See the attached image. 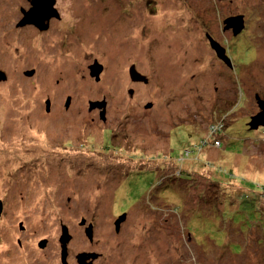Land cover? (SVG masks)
Listing matches in <instances>:
<instances>
[{
	"label": "rangeland",
	"instance_id": "rangeland-1",
	"mask_svg": "<svg viewBox=\"0 0 264 264\" xmlns=\"http://www.w3.org/2000/svg\"><path fill=\"white\" fill-rule=\"evenodd\" d=\"M7 1L0 0L7 264H61L66 226L74 235L66 247H92L106 264H264V127L249 125V115L262 112L255 92L264 96V0H81L54 35L15 28V0ZM234 14L245 25L237 44L233 28L221 32ZM209 30L230 49L232 65L210 49ZM65 33L72 42L61 44ZM97 63L98 80L89 75ZM132 67L147 82L132 81ZM18 72L19 88L10 79ZM231 89L226 110H238L240 125L227 124L226 111L209 112ZM103 100L105 119L103 109H89ZM201 189L211 190L208 202Z\"/></svg>",
	"mask_w": 264,
	"mask_h": 264
},
{
	"label": "flooded vegetation",
	"instance_id": "flooded-vegetation-1",
	"mask_svg": "<svg viewBox=\"0 0 264 264\" xmlns=\"http://www.w3.org/2000/svg\"><path fill=\"white\" fill-rule=\"evenodd\" d=\"M9 1H11V0H8L7 2H9ZM48 2H49V0H15V4L13 6H11V10L14 11V21H15V23H13L14 27L15 28H22L23 30H24V28L26 29V28L31 27L34 29L35 34L37 33V34H47L48 35L49 33H52V35H54V34L60 33L61 31L64 30L62 28L63 24L62 25H58V24L62 23L63 16L65 14L68 16V14L66 12L74 13L75 12L74 9L76 10L77 8H80L81 0H53L51 5L48 4ZM45 3H47V4H45ZM75 4L77 5L76 8H75ZM50 6H51V9H50ZM0 11H6V10L0 9ZM28 12H40V15L39 14L37 15V19H38L37 23L26 21V19L28 20L30 18V15H25V13H28ZM7 13L9 14L10 11H7ZM235 15H239V14H234L232 16L231 15H229V16L233 17ZM5 16H7V15H5ZM3 17H0L1 18L0 20H2ZM9 17H11V19H12V16H9ZM74 18H76V16H74ZM54 24H56V25H54ZM222 24L224 25V30H223V26H222V31H221L222 33H224V31L225 32L232 31L231 30V28H233L232 26L230 28H227L225 26V22ZM244 26L245 25L243 22L242 30L239 33H237L236 36L235 35L233 36L232 40L234 41L235 44L239 43L237 36H239L241 34V32L244 31ZM70 27H71V25H70ZM209 31H210V34H208V36L206 38L209 40V37H211L212 39H213V36L216 37L215 38L216 40L214 39L218 45V46H216V48L219 49L218 50L219 52H221L220 53L221 56L219 57L217 49L213 46L210 47V49L214 52V54L217 53V56L215 55L216 58L226 66L232 65L231 58H230L231 57L230 56V49L225 45L224 42H222L221 37L218 38V36H216V34H214L212 32V30H209ZM67 32H70V30L68 29ZM73 32H74V30H72L68 34H71ZM61 38H62L61 44H65V41L72 42L70 40V38L66 35V33ZM0 71L3 72V76L0 74V84L6 83L9 76H7V74L2 70L1 67H0ZM30 71H33V73L31 75H26L25 73H24V75L27 77H31V76H33V74H35L34 70H30ZM89 75H90V73H89ZM218 76H220L221 79L223 78V82L225 81L226 77H224L222 74H219ZM17 77H19V72L16 74V76L11 75L10 79L12 78L13 84L17 88H19L20 87V80ZM227 78L229 79V74L227 75ZM217 82L219 83L222 81L219 80ZM216 86L217 85H214V87H216ZM214 87H213V90H215V91L220 88V86L216 87L215 89H214ZM227 87L228 88L226 89V91L229 89L230 86H227ZM10 91L15 93V95H16L15 100L17 102H19V100H20L19 96H18L19 90L18 89H17V91L11 90V88L9 87L7 93L9 94ZM232 92H234V91L231 89L230 92H228V93H223V95L219 94L220 98L221 99L223 98L222 102H224V99H225V103L223 105L218 104L217 106H216V102L213 103L209 107V112L211 115H213L214 112H223V111L225 112L226 111V116L223 117L226 119V123L227 124H238V122L241 121V117L239 116V113H237L238 110L235 111V107L233 110H229V111L226 110V108L231 107L232 102L235 100V95ZM216 93H217V91H216ZM256 93L257 92H255L256 98H261L264 100V96H262L259 93H257V94ZM255 105H256L255 107L259 108L258 102ZM66 106H69V103ZM66 108H68V107H66ZM257 112H258V110L255 111V113H257ZM206 113H208L207 108H206ZM235 114H237V115L235 116ZM252 116H254V115L250 114L249 118H251ZM238 117H240V118H238ZM236 118H238V119H236ZM60 121H61V119L58 120V123ZM52 122H53L54 126H56L58 124L55 121H51L50 123H52ZM245 123L246 122H244V124ZM238 125H240V124H238ZM262 127H264V126H262ZM250 129H252V127ZM139 168H141V167L139 166ZM127 169H132V167L127 168ZM129 172H130L129 170L125 171L124 172L125 176H128ZM123 220H124V218H123ZM82 221L83 222H81V225L85 226L84 225L85 219L83 218ZM90 227H92V226H90ZM66 228H67V234L69 235L68 242L70 243L74 239V235L70 234L71 232H69V229L67 226H66ZM118 230H120L119 227L116 228V231H118ZM85 232H86V236H87L88 240H90V242H91L93 239L92 228H87L85 230ZM62 233H63V230H62ZM59 241H60V239H59ZM69 243H67V244L69 245ZM60 244H61V241H60ZM38 246L40 247V250H38V252L40 253L41 250L47 248V239L42 240L38 244ZM61 247H62V244H61ZM65 254H66L65 259L63 261L62 252H61V261H62L61 264H99L97 261L100 259H103L101 263L106 264L105 263L106 258H104L103 253L98 252V250L93 249L92 247L87 251L86 250H77L74 253L72 252V249H69V247H66V253Z\"/></svg>",
	"mask_w": 264,
	"mask_h": 264
},
{
	"label": "water",
	"instance_id": "water-1",
	"mask_svg": "<svg viewBox=\"0 0 264 264\" xmlns=\"http://www.w3.org/2000/svg\"><path fill=\"white\" fill-rule=\"evenodd\" d=\"M52 1L53 0H49L48 4H52ZM47 4V3H45ZM50 9H51V6H50ZM40 15V12H28V13H25V15H30V18L26 21H29V22H34V23H37L38 19H37V15ZM225 26L227 28H230L231 26L233 27L234 29V34H237L239 33L242 28H243V18L242 16H233V17H230V18H227L225 20ZM209 41L211 43V45L213 47L216 48L217 43L211 38L209 37ZM217 49V48H216ZM219 49H217V52H218V55L219 57L221 56V52L218 51ZM98 64V63H97ZM102 66L101 65H94V66H91V72H90V75L91 76H94L96 77V80L99 79V74L101 72V68ZM33 73V71H27L25 72L26 75H31ZM0 74L3 76V72L0 71ZM130 75H131V78L134 80V81H142V82H147V77H145L144 75L140 74L139 72H137L133 67L132 69L130 70ZM259 103V107L261 108L262 112L260 114H258L257 116H253L251 118V121L249 122V125L252 126V128H257L259 126H264V101L263 100H259L258 101ZM47 110H48V105H49V101H47ZM68 105V100H67V104ZM105 106H106V103L105 101H94V102H91L90 103V108L89 109H94L96 107L98 108H101L103 109L100 113V116L102 119H105ZM260 116V120L257 119V117ZM69 235L67 234V228L66 227H63V233L61 235V238H60V241H61V244H62V259L64 261L65 259V253H66V244L69 240Z\"/></svg>",
	"mask_w": 264,
	"mask_h": 264
},
{
	"label": "bare ground",
	"instance_id": "bare-ground-1",
	"mask_svg": "<svg viewBox=\"0 0 264 264\" xmlns=\"http://www.w3.org/2000/svg\"><path fill=\"white\" fill-rule=\"evenodd\" d=\"M122 59H124V58H122ZM127 59V58H126ZM132 81H134V80H132ZM135 82H141V81H135ZM144 83V82H143ZM15 93L14 92H9V99L10 98H12V97H14L15 98ZM18 96H19V99H20V92H19V94H18ZM20 101V100H19ZM15 102H17V101H15ZM12 106H15V104H13ZM159 150V149H158ZM138 152H141L140 154H144L145 153V151H143V150H138ZM162 153V152H161ZM160 153V154H161ZM5 162H6V160H5ZM34 213H35V211H33ZM42 233V232H41ZM41 235V234H40ZM7 242V240H3L2 241V243H6ZM5 247V245H2V246H0V259H1V262L3 263V264H7L8 263V261H9V259L10 258H7L5 255H4V253H2L1 252V250L2 249H5L4 248ZM31 253H30V252ZM28 251V253H25V251H24V253L25 254H22L23 256L20 258L21 260H23V259H30L31 258V256H33V251H31V249ZM23 252V251H22Z\"/></svg>",
	"mask_w": 264,
	"mask_h": 264
},
{
	"label": "trees",
	"instance_id": "trees-1",
	"mask_svg": "<svg viewBox=\"0 0 264 264\" xmlns=\"http://www.w3.org/2000/svg\"><path fill=\"white\" fill-rule=\"evenodd\" d=\"M187 154H189V150H185V154H184V155L187 156ZM164 167H165V166H164ZM164 167L159 168V171H160V169L163 171V168H164ZM161 173H162V172H161ZM170 179H171V178H170ZM210 184H211V183H210ZM210 184H209V185H210ZM218 185H219V184L216 185V184L214 183L213 185L211 184V186H208V188H209V189H212V186L215 187V188H217ZM210 187H211V188H210ZM196 193H197V195H198V194L200 195V198H201L202 200L205 198V200H207V202L213 197L212 194H211V193H212L211 190H210V193H209V192L207 193L205 189H201V190H197ZM204 196H205V197H204ZM214 196H215V195H214ZM260 197H261V196H260ZM202 200H201V201H202ZM203 201H204V200H203ZM250 221H252V220H247V222H250Z\"/></svg>",
	"mask_w": 264,
	"mask_h": 264
}]
</instances>
